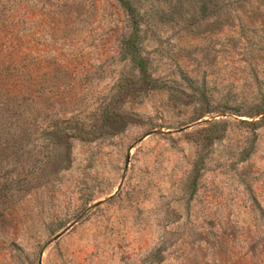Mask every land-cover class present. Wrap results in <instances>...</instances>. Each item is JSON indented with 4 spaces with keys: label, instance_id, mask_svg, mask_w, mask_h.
Listing matches in <instances>:
<instances>
[{
    "label": "rangeland",
    "instance_id": "obj_1",
    "mask_svg": "<svg viewBox=\"0 0 264 264\" xmlns=\"http://www.w3.org/2000/svg\"><path fill=\"white\" fill-rule=\"evenodd\" d=\"M130 1L152 87L115 0H0V264H264V0Z\"/></svg>",
    "mask_w": 264,
    "mask_h": 264
},
{
    "label": "trees",
    "instance_id": "obj_2",
    "mask_svg": "<svg viewBox=\"0 0 264 264\" xmlns=\"http://www.w3.org/2000/svg\"><path fill=\"white\" fill-rule=\"evenodd\" d=\"M119 7L125 14L126 25L128 34L120 42V51L122 58L128 59V61L139 71V73L145 77V82L149 87H152L151 80L146 78L145 74V61L140 57L138 52V32H139V18L138 13L134 5L130 0H115ZM264 120V117H263ZM207 128H215L217 124L205 122ZM215 130L209 131L205 135V140L211 141L217 137Z\"/></svg>",
    "mask_w": 264,
    "mask_h": 264
},
{
    "label": "water",
    "instance_id": "obj_3",
    "mask_svg": "<svg viewBox=\"0 0 264 264\" xmlns=\"http://www.w3.org/2000/svg\"><path fill=\"white\" fill-rule=\"evenodd\" d=\"M127 157V156H126ZM127 159V158H126ZM95 205H98V204H95ZM38 264H39V262H38Z\"/></svg>",
    "mask_w": 264,
    "mask_h": 264
}]
</instances>
